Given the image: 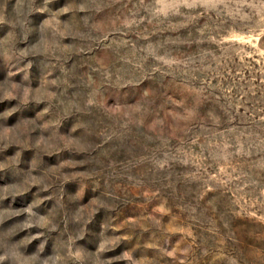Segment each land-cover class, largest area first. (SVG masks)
Wrapping results in <instances>:
<instances>
[{"label":"rangeland","instance_id":"obj_1","mask_svg":"<svg viewBox=\"0 0 264 264\" xmlns=\"http://www.w3.org/2000/svg\"><path fill=\"white\" fill-rule=\"evenodd\" d=\"M3 264H264V0H0Z\"/></svg>","mask_w":264,"mask_h":264},{"label":"clouds","instance_id":"obj_2","mask_svg":"<svg viewBox=\"0 0 264 264\" xmlns=\"http://www.w3.org/2000/svg\"><path fill=\"white\" fill-rule=\"evenodd\" d=\"M8 256L5 254L3 256H0V264H3V260L7 259Z\"/></svg>","mask_w":264,"mask_h":264}]
</instances>
